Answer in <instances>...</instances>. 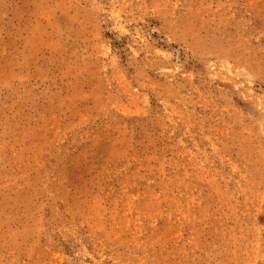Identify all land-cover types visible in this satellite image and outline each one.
<instances>
[{
	"label": "rangeland",
	"instance_id": "1",
	"mask_svg": "<svg viewBox=\"0 0 264 264\" xmlns=\"http://www.w3.org/2000/svg\"><path fill=\"white\" fill-rule=\"evenodd\" d=\"M0 264H264V0H0Z\"/></svg>",
	"mask_w": 264,
	"mask_h": 264
}]
</instances>
